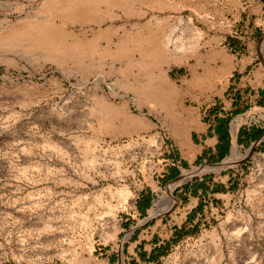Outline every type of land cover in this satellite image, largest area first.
Masks as SVG:
<instances>
[{"label": "rangeland", "instance_id": "rangeland-1", "mask_svg": "<svg viewBox=\"0 0 264 264\" xmlns=\"http://www.w3.org/2000/svg\"><path fill=\"white\" fill-rule=\"evenodd\" d=\"M82 1L0 0V264H264L261 141L237 143L244 157L221 170L232 151L171 165L196 142L195 118L264 127V0H123L94 4L97 23L60 17ZM46 23L71 38L31 46L24 35ZM155 40L159 56L142 57ZM162 74L170 106L131 89ZM105 102L143 126L126 129ZM208 167L150 218L169 185Z\"/></svg>", "mask_w": 264, "mask_h": 264}, {"label": "bare ground", "instance_id": "bare-ground-1", "mask_svg": "<svg viewBox=\"0 0 264 264\" xmlns=\"http://www.w3.org/2000/svg\"><path fill=\"white\" fill-rule=\"evenodd\" d=\"M122 1L123 0H83L82 3H79V5L78 4L72 5V6H69V8L63 10L60 17L63 19L83 20V21H86L88 19H92L93 21H95L97 23L99 21H103L105 19V17L103 15L102 16L93 15L96 12V11L94 12L92 9L94 4L107 3L109 5L119 6L122 3ZM38 25H39V23H38ZM108 32L109 31L107 29L101 30V32H99L98 34L96 33L93 36V39H97L98 36L99 37L104 36ZM24 36L30 37L29 38V39H31L30 45L33 47L37 46L38 44L47 43V44H50V47H52V49H55L57 46H59L63 39L71 38V34L68 31H66V29L63 26H60L57 24L51 25V24H47V23L45 25H41V30H39L35 33H32L29 30L26 32V34ZM73 39H80V38H73ZM83 39H87V38H83ZM156 41L157 40L152 41L154 43V45L150 46L147 51H145V48L142 50V45L139 46V50L141 51L142 57L145 56V53H149V54H152L154 56H159L160 48H159V44H157ZM170 44L171 43L168 40H166L164 43V45L167 46V48L170 46ZM118 50H120V51L124 50V47H121L120 45H118ZM67 51L70 52L68 50V48L62 47L61 51L54 56L59 61H62V59H64V57L66 56ZM85 55H86V53H83V56H85ZM140 65H143V64H140ZM152 80H153V78H152ZM152 82H153L152 84L144 86L142 84H137L136 80H134V82L130 85H131V89L136 94H141V95L143 94V96L145 98L150 99V100L160 99L161 93H162V98L166 100L165 104L170 106V104H169L170 102L168 100V96L171 93L170 82L167 80V78L165 76H163V74H162L161 78H159L158 82H155V81H152ZM105 103L106 104H104V105L106 106V108L108 110L113 109L115 111L114 112L115 116H118L122 119L123 125H124V127H126V129H131V128L139 129L143 126V123L141 122V120H139L138 118H135V117H131L129 114H127L124 107H120V109L113 108L111 105H109V103L108 104H107V102H105ZM237 124H239V123L237 122ZM184 138H185V136H184ZM186 142H187V137L184 140V143H186ZM243 157H244V155L241 152V150L239 149V147L237 145H234L231 155L221 165L220 169H216V170H221L224 168L231 167V166L235 165ZM207 171H211V168L208 167V168H203V169H199V170L196 169V170L191 171V172H186L183 175V177L179 178L175 183L169 185L168 188L165 191H163L162 194L159 196V198L155 201V204H154V206L151 210V213H150V218L151 219L160 218L161 216H163L169 212H172L174 209H176L178 203L173 196V190L175 189V187L178 184H182V183L188 181L194 174H201V173H204ZM117 194L119 195L120 200L123 201L122 207L125 208L126 203L128 202V200L130 198L129 190L127 188H121L117 191ZM61 252L62 251H60L59 255L65 256V257L67 256L66 254H64L63 252L61 253ZM198 261L200 262V258H198ZM86 264H88V263H86Z\"/></svg>", "mask_w": 264, "mask_h": 264}, {"label": "crops", "instance_id": "crops-1", "mask_svg": "<svg viewBox=\"0 0 264 264\" xmlns=\"http://www.w3.org/2000/svg\"><path fill=\"white\" fill-rule=\"evenodd\" d=\"M206 77H208V75ZM197 87L200 90L205 89L200 88L198 85ZM253 97L255 99V107L259 108L264 113V77L262 76L256 83ZM225 112L226 113L223 114V112L220 111L219 114H215V117L213 116V118L207 122L202 119L198 120V118L193 119L192 129L196 142H183L184 145H181L180 159L171 163V165H174L177 170H180V164L186 161L203 159L220 161L230 154L234 145H237V143L240 145L252 143L258 141L264 135V127H259L257 124L253 125L248 121H234L233 117L230 118L231 113ZM239 113L241 112L237 114ZM237 122L239 124H237ZM259 132L262 134L259 135ZM261 144H264V140L261 141ZM184 147H187V150H184ZM136 247L135 245L133 251ZM113 259L114 256H111L106 264H116Z\"/></svg>", "mask_w": 264, "mask_h": 264}, {"label": "trees", "instance_id": "trees-1", "mask_svg": "<svg viewBox=\"0 0 264 264\" xmlns=\"http://www.w3.org/2000/svg\"><path fill=\"white\" fill-rule=\"evenodd\" d=\"M224 123H225V122H224ZM261 134H262V133L259 132V135H261ZM255 139H257V138H255ZM255 139H254V140H255ZM261 146H262L261 148L264 150V144H262ZM174 175H176L175 172H174Z\"/></svg>", "mask_w": 264, "mask_h": 264}, {"label": "water", "instance_id": "water-1", "mask_svg": "<svg viewBox=\"0 0 264 264\" xmlns=\"http://www.w3.org/2000/svg\"><path fill=\"white\" fill-rule=\"evenodd\" d=\"M262 140H264V135L258 140V142Z\"/></svg>", "mask_w": 264, "mask_h": 264}]
</instances>
